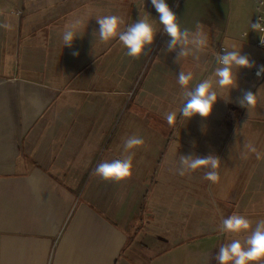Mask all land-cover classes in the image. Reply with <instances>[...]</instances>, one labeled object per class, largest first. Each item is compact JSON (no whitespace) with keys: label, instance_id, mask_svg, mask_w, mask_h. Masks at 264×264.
Listing matches in <instances>:
<instances>
[{"label":"crops","instance_id":"obj_1","mask_svg":"<svg viewBox=\"0 0 264 264\" xmlns=\"http://www.w3.org/2000/svg\"><path fill=\"white\" fill-rule=\"evenodd\" d=\"M53 1L0 0V25H9L0 27V264H217L215 256L224 234L220 242L212 236L191 240L193 228L205 230L207 222L196 226L189 218L193 212L205 210L202 200L209 193L219 198L214 203L218 213L264 219V151L262 155L259 151L264 150V110H252L244 121L240 113L216 106L209 117L198 115L203 132H211L210 127L227 132L244 123L248 126L246 145L255 151L245 156L249 161L238 163L236 170L224 175L221 185L206 180L202 169L181 176L178 169L182 152L175 157L170 150L166 162L163 155L174 139L168 136L174 134L175 125L170 126L165 117L176 111L175 121L179 122L183 104L184 89L178 83L181 67L176 63L179 45L173 51L165 46L160 52L153 45V57L157 56L151 81L159 79L156 85H161V93L147 94L144 88L138 106L142 113L133 109L129 123L113 128L111 111L130 93L131 81L127 79L125 87L118 89H113L116 86L110 82L113 87L107 91H89L67 89V79L73 80V76L50 78L49 70L55 64L49 65V60L66 62V58L61 59L64 44L60 27L51 26L49 17H41L37 6ZM177 1L167 0L172 10ZM230 2L190 0L181 12H175L182 27L195 31L199 24L206 33L215 29L217 46L207 56L210 68L219 66L211 63V56L219 48L225 49L224 43L236 44L234 48L244 52L242 45L253 33L250 22L258 1L254 0L246 11ZM143 8L141 5L135 12L137 18L130 12L128 22L142 18ZM16 11L21 15L16 16ZM87 11L88 16L92 11L89 5ZM59 15L53 13L52 21L57 20L60 26ZM87 16L69 18L84 21ZM156 19L151 17L149 21L158 29L159 16ZM92 24L89 33L78 35L94 37ZM97 38L72 60L73 75L83 68L81 64L75 66L77 61L82 60L84 65L93 62L86 56ZM65 48L67 52L69 48ZM206 48L194 50L204 53ZM101 50L107 52L106 48ZM113 50L121 54L120 49ZM193 52L189 46V54ZM111 59L108 61L113 63L115 59ZM61 63L60 67L68 66ZM255 69L248 79L255 77ZM183 71L193 73L189 87L205 78L196 75L192 65L184 66ZM79 72L77 75L84 77ZM98 73L92 77L97 75L98 79ZM102 77L110 78L109 72ZM161 98L164 100L160 103ZM155 115L159 122L152 118ZM118 127L123 134L107 144L110 133ZM132 135L143 138L145 144L132 150L131 177L116 181L94 175L99 163L123 157L124 140ZM208 142L205 139L200 149L207 150ZM203 182H207L205 188L200 187ZM165 196L168 201L161 203L160 197ZM216 202L224 207L217 209ZM176 223L184 224L180 234ZM127 245L130 248L121 252Z\"/></svg>","mask_w":264,"mask_h":264},{"label":"rangeland","instance_id":"obj_2","mask_svg":"<svg viewBox=\"0 0 264 264\" xmlns=\"http://www.w3.org/2000/svg\"><path fill=\"white\" fill-rule=\"evenodd\" d=\"M56 1V2H54ZM54 3H47L41 6H37L41 12L43 13L41 16V14L39 16L44 17V15L46 17H49V23L53 20V13H61V15H59L60 18V30H61V35L65 29V25L69 24L70 22L74 21L72 19L69 18L70 15L73 16H87V14L89 13L87 11V7L88 5L91 8V13L83 18V24L79 30V32L81 33H89L90 32V25L93 23V21L95 22L94 24H92L91 27L95 28L94 32L98 31L99 25L96 22V18L97 17H102L105 15L112 13L117 14V12H119L121 10L122 6L124 5V2L120 3V6L117 2V0H54ZM254 0H232V2H230V4H234L235 2L241 6V8L243 10H247L248 8L251 7V4ZM257 1H264V0H257ZM137 2V3H136ZM190 2V0H178L174 6L173 12H181L184 7H186V5ZM95 3V4H94ZM61 4V5H60ZM127 6H130L131 8V13L132 16H136V11L141 8V5H143V9H145V13H143L141 16L142 18H155V21H157L156 16H159V14L157 13L156 9L154 8V6L151 3V0H134V3L132 2L131 4V0H129ZM136 4H139L140 6H136ZM39 5V4H38ZM192 6V4H191ZM173 6H170V8L172 9ZM16 8V7H15ZM16 9H20V8H16ZM93 16V17H92ZM139 16V15H138ZM227 16L229 18V11L227 13ZM18 20V19H17ZM67 20V21H66ZM76 20V19H75ZM136 20V19H135ZM134 20V22H135ZM57 21V20H55ZM132 24V21H129V23L125 26L127 27L128 25ZM157 25V24H156ZM83 26H88V27H83ZM83 27V28H82ZM202 27V26H201ZM204 28L202 27V30ZM159 32L157 33L155 40H156V44L153 43V45H155V50L159 49L158 51H162L164 49V47L166 46V42L168 41L169 37L167 36V34H165L163 32V26L160 25V27L158 28ZM215 29L210 30V32L206 33L207 36V50L204 53L201 51H196L193 48V53L190 55L188 54L186 57H181L180 60L176 61L178 67H181V70H183L184 66H193V71L196 75H198V73L203 77L205 75V79H215L214 78V71L216 68H210V62H207V56L210 55L208 54L209 51H211L212 49H214L217 46V41H214V37H215ZM78 32V33H79ZM45 33V32H43ZM92 33V32H91ZM80 37H77L75 39V41L73 42V46L71 48H69L67 50V52H65L66 50V46H64V50L61 53V59L64 57L66 58V62L63 61V63H61V61L57 60L55 61H50L49 60V65H54L55 64V68H51L49 70V73L52 75L50 76L51 79H54V77H59V76H65V78H70V76H73V80L67 79V89H75V88H80L78 90H89V91H94L95 89H97L98 86H100V88L104 87L105 84L107 83V86H111L113 87L110 82L112 84H114L116 87H114L113 89H118L121 87H125L126 85V80L129 79V81H131L130 83V93L124 95L125 100H121L120 104H118V106L116 107L115 111H111V115H112V123H113V128H116L117 125L119 126V124L122 123H126V121L129 123L130 120V113L132 111H134L133 109H135L136 112L142 113V110L138 108L139 106V102H141L143 94V90L145 88V92H147V94H150L151 91L154 92H158L161 93V85L159 86L156 85V83L159 81V79H155L154 83L153 81H151V68H152V64H153V59H154V64H155V59L156 56L153 57V45L148 46L145 48L144 53L141 54L140 57L135 58V57H131L127 55V49L125 48V46L122 44L121 41L116 42V44L113 46L116 49H120V53H113L112 51H110L111 53L108 55L106 54L105 56V63H104V67L102 69V71H100L98 74H101V76H98L97 79V75L92 77H82L80 78L77 75L78 71H90L92 68L98 67L99 65H101L102 59L98 60L97 58L95 59L96 56H93L91 54H87L86 58L87 59H93L92 63L89 64H82V60L81 61H77L75 63V66H79L80 64L82 65L83 68H81V70H77V72L73 75V68L70 66L72 65V60L74 59V56L72 53L73 52H78L79 54L84 50V47L89 43L92 42V40L94 39V37H99L98 34L94 37H90V36H84V35H79ZM118 37L113 38V40L115 41ZM258 35L255 31H253V33L251 34V36L249 37L248 42H245L244 45H242V47L244 48V52H242V54L247 55L251 61L254 62V67L253 68H249L247 70L244 71V68H241L240 70H235L234 71H239L238 72V87L237 88H233L231 90L228 89H219L217 88L218 94L220 95V97L222 98H218L216 104L214 106H216L215 108H221L223 107L226 110H230V112L232 114H236L240 113L239 115L240 118H242V121L246 120L252 110L258 112L259 111H263L264 110V77L260 80L259 78L253 76V79H248L247 76L249 75V78H252V70L254 71L255 68H257L264 60V52L261 51L256 45H255V41L257 40ZM48 39L47 38V42L48 43ZM62 40V38H61ZM226 49L228 50H233L234 47L236 46V44H227L224 43L223 45ZM63 47V45H62ZM154 50V51H155ZM16 51H17V47H16ZM103 50L99 51L97 54L99 55ZM18 54V51H17ZM114 59H111L113 58ZM109 59H111L113 61V63L111 61H108ZM108 61V62H107ZM69 62V63H68ZM80 62V63H79ZM64 65V63H66V65H68L67 67H60L59 64ZM83 63H86L83 61ZM114 66V67H113ZM194 66H196V69L194 68ZM77 69V68H76ZM107 72H109V77L107 79L104 78V80L102 79V75L103 74H107ZM84 75V73H83ZM69 76V77H68ZM132 78V79H130ZM150 78V81L146 82L147 79ZM104 81L101 83L100 85V81ZM129 83V82H128ZM159 83V82H158ZM158 88L157 91H155V89ZM108 89V87H107ZM245 91H251L253 92V94H256L257 96V102L254 106H246V107H242L239 104V99L242 97L243 92ZM178 94V93H177ZM179 95V94H178ZM119 97H122L119 96ZM161 100L164 99H160V103ZM143 103V102H142ZM142 105V104H141ZM164 106H166V101L164 102ZM138 108V109H137ZM222 108V109H223ZM129 111V112H128ZM160 113H158L159 115ZM158 116H152V118H157ZM198 118L199 116L196 115L194 117H192L191 119L187 120L183 117L180 116V121L179 122H174L173 124V138L170 144L168 145V147L166 146L164 148V155L168 154L169 156V151L172 150L173 152H175L174 156L176 157V153L180 154V151L183 153H187V154H191V155H198V156H207L209 154H214L216 156H218L220 158V167L218 169V173H219V180L217 182L214 183V186L221 185L222 184V177H224V175L231 173L232 170H236V168L239 167L238 163H241L243 161L247 162L250 160V158H246L245 156L247 155H251L252 154V149L249 150V148L251 147H247V136H248V126L243 124L240 125H236L234 126L230 131H218L215 127H210V131L211 132H203L201 131V129L198 126ZM159 122V119L157 118V120ZM132 124V123H131ZM119 134L122 135L123 133H119V127L116 129V132L110 133L108 139H107V144H111L113 142V140L115 139V137ZM167 135V133L165 134V136ZM205 139H207L208 142V146H210L207 150H203L200 149V147L205 146ZM260 154L262 155V152L264 151L263 149H259ZM173 154V153H172ZM171 155V154H170ZM168 156H165V162L167 161ZM174 161H176L177 159L172 158ZM238 159V160H236ZM243 159V160H241ZM229 161V162H228ZM228 162V163H227ZM234 162V163H232ZM161 165V164H160ZM241 165V164H240ZM165 168V167H163ZM170 168H168L169 170ZM161 168L159 169V174L160 176L163 174L161 172ZM206 169H202L201 173L204 175ZM226 180V179H223ZM209 191V190H208ZM173 193V192H172ZM209 195V193H208ZM211 196V195H210ZM208 197L210 203L212 202V205L215 207L214 203L215 201H219V198H212V197ZM166 197V199H165ZM163 197V199L160 197L161 199V203L168 201V196ZM159 199V198H158ZM215 199V201H214ZM163 201V202H162ZM158 204V201H157ZM165 204V203H164ZM216 209V208H215ZM218 209V208H217ZM221 212V211H220ZM194 214V213H192ZM191 214V215H192ZM238 214V213H236ZM243 215L244 214H240ZM248 219H250L253 222H257L260 219L256 218V217H249V216H245ZM190 219V218H189ZM194 219V218H193ZM202 221V220H201ZM198 221V222H201ZM177 228L176 231L178 234H180L181 229L184 227V224H180V223H176ZM199 228V227H198ZM221 228H222V222H221V227H220V232L213 235L212 237L216 238L218 240V242H220V240L222 239V233L221 232ZM203 232V231H202ZM201 232V233H202ZM224 236V235H223ZM211 237V236H210ZM207 237V238H210ZM232 237H234L232 234H228V240H226V243L229 242V239H231ZM206 238V237H205ZM226 238V239H227ZM193 259H196V257H194ZM199 261V260H197ZM195 263V262H193Z\"/></svg>","mask_w":264,"mask_h":264},{"label":"clouds","instance_id":"obj_3","mask_svg":"<svg viewBox=\"0 0 264 264\" xmlns=\"http://www.w3.org/2000/svg\"><path fill=\"white\" fill-rule=\"evenodd\" d=\"M152 5L159 14V24L163 26V32L169 37L166 42L167 51H173L179 45L176 61L189 54V46L200 50L207 46V36L202 27L197 24L196 30L192 31L182 27L178 16L173 12L167 3V0H151ZM96 22L99 25L98 31L93 35H99L101 41L107 42L110 39L118 37L119 41L127 49V55L138 58L144 53L145 48L153 45L155 37L159 30L154 22L148 18H140L136 22L123 27L125 20L116 15H105L97 17ZM83 24L81 19H76L65 25L62 33L64 46L71 48L78 32ZM0 27L8 28L9 25L3 24ZM251 31H255L261 37V44H264V15H260L255 23L250 22ZM78 56V52L72 53ZM216 63L219 65L214 71L215 79H205L194 86L189 87L193 81L191 71H180L178 83L184 89L182 92L183 104L179 109V115L187 120L199 115L207 118L212 114L213 107L218 98L217 88L228 89L238 87V72L241 68H253L254 62L247 55L242 54L241 49L233 50L223 49V54H216ZM264 74V66H261L256 75L259 77ZM242 107L254 106L257 102L256 94L251 91H245L239 99ZM177 117V112L167 113L165 119L171 126ZM145 144L143 138L132 135L123 143L124 155L120 159H113L110 162L99 163L94 175L102 177L104 180L120 181L131 177L133 172V158L135 152L132 151ZM252 151H255L253 148ZM181 176L186 173L194 172L198 169H206L204 178L213 183L219 180L218 169L220 167V158L214 154L207 156L198 155H179ZM222 233L232 234L230 242L223 244L215 259L219 264H264V219L255 222L240 214H232L222 221ZM241 234H244L241 236Z\"/></svg>","mask_w":264,"mask_h":264},{"label":"trees","instance_id":"obj_4","mask_svg":"<svg viewBox=\"0 0 264 264\" xmlns=\"http://www.w3.org/2000/svg\"><path fill=\"white\" fill-rule=\"evenodd\" d=\"M117 2L119 4V6H120L121 2H124L125 6H122L121 10L119 12H117V14L111 12L108 15H116V16L122 17L125 20V25L123 26V27H125L129 23L128 19H129V14L131 11L130 6H127L128 4H126L129 2V0H117ZM94 23L95 22L93 21V24ZM49 24L51 26L53 25V26L59 27L58 23L56 24L55 21H51ZM117 41H118V38L115 41L113 39H110L109 41L104 42V41H101L98 37L97 40L95 41V43L92 45L90 52H91V54H94V53H98L101 48H106L107 49V52L105 51L106 53L101 52L99 55L96 56L97 59L99 58L98 60H100V59L104 60V57L106 56V54L109 55L111 53L110 51L115 53V51L113 50V48H114L113 46L116 44ZM103 60H102V62H103ZM99 68H100V66L96 67V65H95V68H92L90 71L82 70L79 73H84V77L93 76V75L98 73ZM104 78H106V77H104ZM104 78L102 77L103 80H104ZM102 82H104V81L101 80L100 85ZM107 87H108V89L110 88V86H107V83H106L104 87L100 88V86H98L97 89H95V90L100 91L101 89H104L107 91ZM161 101L163 102V100H161ZM176 103H179L178 98H177ZM172 135L173 134L170 133L168 136V139H170L172 137ZM166 154H167V152H166ZM166 154H165V156H166ZM206 183L207 182H203L201 184L202 186H200V187L205 188ZM198 187H199V185H198ZM208 197H209V195L205 194L203 196V200H202L206 206L205 210H203V208H202L201 211H195V212H193L194 214H192L190 217L191 222L195 223L196 226L198 224V221L202 220V221L207 222V227L205 230H202L203 232L197 227L193 228V235H192L191 240H196V239L205 238V237L207 238V237L213 236L214 234L219 233L220 227H221V222L223 221V219H226L228 216H230L232 214V213L230 214V213H227L224 211L221 213H218L217 210L215 209V207L212 205V202L210 203ZM214 201H215V199H214ZM216 206H217V208L222 209V207H224V204L217 203ZM143 209H144V202H143V206H141V211H143ZM243 235L244 234H241V236H243ZM227 237H228V233H224L222 245L226 243V240H228ZM233 238H235V237H232L231 239H229V242ZM129 248H130L129 245H127V247L125 246V248H123V251H121V252L124 253ZM217 264H219V262Z\"/></svg>","mask_w":264,"mask_h":264},{"label":"built area","instance_id":"obj_5","mask_svg":"<svg viewBox=\"0 0 264 264\" xmlns=\"http://www.w3.org/2000/svg\"><path fill=\"white\" fill-rule=\"evenodd\" d=\"M15 15H16V16H20L21 13H20L19 11H16V12H15ZM260 15H264V1H258V2L256 3V5H255V14H254V17H253L252 23H255L256 20H257V18H258ZM257 35H258V38H257V40L255 41V45H256L261 51L264 52V44H261V37H260V35H259L258 33H257ZM223 49H224V48H219L217 51H215V52L212 54V56H211V63H212L213 65H218V64L216 63V59H215V57H216V54H217V53H221V54H223ZM261 66H264V60H263V62H262V63H261L256 69H255V75H256L258 69H259ZM256 77L259 78V79L261 80V79L264 77V74H262V75L259 76V77L256 75Z\"/></svg>","mask_w":264,"mask_h":264}]
</instances>
